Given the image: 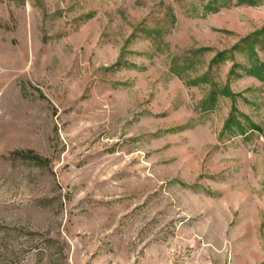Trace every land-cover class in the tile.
<instances>
[{
    "label": "rangeland",
    "instance_id": "rangeland-1",
    "mask_svg": "<svg viewBox=\"0 0 264 264\" xmlns=\"http://www.w3.org/2000/svg\"><path fill=\"white\" fill-rule=\"evenodd\" d=\"M0 264H264V0H0Z\"/></svg>",
    "mask_w": 264,
    "mask_h": 264
}]
</instances>
